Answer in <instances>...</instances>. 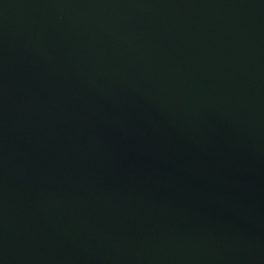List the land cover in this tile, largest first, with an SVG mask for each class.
Here are the masks:
<instances>
[{
    "label": "water",
    "instance_id": "obj_1",
    "mask_svg": "<svg viewBox=\"0 0 264 264\" xmlns=\"http://www.w3.org/2000/svg\"><path fill=\"white\" fill-rule=\"evenodd\" d=\"M0 264H264V0H0Z\"/></svg>",
    "mask_w": 264,
    "mask_h": 264
}]
</instances>
